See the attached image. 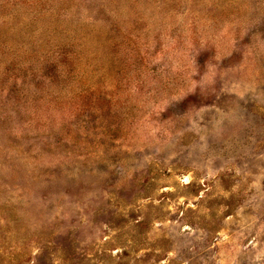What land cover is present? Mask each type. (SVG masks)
<instances>
[{
    "label": "rangeland",
    "instance_id": "rangeland-1",
    "mask_svg": "<svg viewBox=\"0 0 264 264\" xmlns=\"http://www.w3.org/2000/svg\"><path fill=\"white\" fill-rule=\"evenodd\" d=\"M0 264H264V0H0Z\"/></svg>",
    "mask_w": 264,
    "mask_h": 264
}]
</instances>
